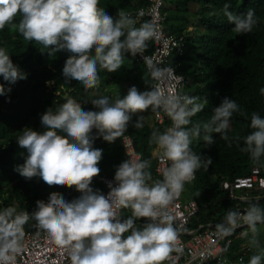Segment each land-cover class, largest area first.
<instances>
[{
	"label": "clouds",
	"instance_id": "obj_1",
	"mask_svg": "<svg viewBox=\"0 0 264 264\" xmlns=\"http://www.w3.org/2000/svg\"><path fill=\"white\" fill-rule=\"evenodd\" d=\"M99 5L100 0H0V30L11 25L24 40L43 45L50 56L60 50L71 53L62 69L66 83L76 80L93 89L100 83L99 71H118L126 54L140 55L155 82L149 86L145 79L146 90L133 85L123 98L118 94L115 99L100 96L83 101L97 111H85L76 98L68 97L42 114V132L22 131L17 140L28 155L16 171L29 180L39 176L49 186H74L81 194L68 201L59 193H50L47 201H36L31 213L14 206L0 209V264H11L24 250L25 226L30 220L35 221L32 226L38 229L37 236L43 231L66 250L69 264H164L172 260V253L181 251L178 244L183 228L176 226L169 209L196 172L213 164L211 157L193 151V141L212 144L216 133L231 146L228 131L240 105L225 97L210 119L193 122L208 101L166 92L163 85L174 75V67H161L145 55L149 42L159 39L157 25L146 20L137 27V20L123 10L114 19ZM221 11L237 35L251 33L260 20L254 9L237 14L230 3ZM17 16L19 22L14 23ZM0 77L10 84L27 78L6 47H0ZM260 91L264 95V88ZM10 92V87L0 84V95ZM149 108L163 110L171 120L163 131L154 129L149 140L161 150L162 160L171 162L163 179L153 180L150 160L130 158L116 168L115 186L108 183L107 195L93 190L90 185L101 171L98 165L103 153L93 147L94 141L114 142L124 136L134 114ZM133 126L143 128L144 116H137ZM250 128L253 131L242 138L240 151L249 154L253 164L264 166V117L252 112ZM235 140L239 146L241 137ZM121 209H131V215L121 220ZM141 218L147 222L138 225ZM258 225H264V207L257 200L242 210H227L215 231L219 237H228L246 226L249 245L259 247ZM262 258L264 250L252 255L248 264H261Z\"/></svg>",
	"mask_w": 264,
	"mask_h": 264
},
{
	"label": "trees",
	"instance_id": "obj_2",
	"mask_svg": "<svg viewBox=\"0 0 264 264\" xmlns=\"http://www.w3.org/2000/svg\"><path fill=\"white\" fill-rule=\"evenodd\" d=\"M146 1L100 0L99 6L115 19L118 10L127 13L145 5ZM225 3H230L231 10L237 14L246 13L248 9L255 10L260 20L251 33L237 35L232 31L234 25L227 22L221 11ZM162 12L166 17L167 30L185 38L184 53L173 52L169 58V64L175 66L176 71L184 74L187 80L180 93L208 101L204 110L193 117V122L210 119L213 109L225 97L240 105V111L233 114L228 131L231 146L216 133H213L212 144L197 139L191 145L203 158L211 157L213 164L207 170H198L195 179L186 183L183 199L195 200L200 207V212L187 228L193 229L199 224L204 228L215 227L222 222L227 210L248 206L249 202L241 201L239 194L258 193L256 190H236L237 198H234L230 196L229 189H223L222 182L249 175L255 166H259L264 175V166L253 164L249 154L240 151L242 138L253 131L250 128L252 112L264 117V95L260 91L264 88V0H166ZM19 19L17 16L14 23H18ZM153 45L154 42L150 41L148 51L153 49ZM0 47L7 48L14 65L27 75L25 80H18L15 84L5 82L0 77V84H4L6 89L11 88L7 95H0V209L14 206L17 211L27 210L31 213L36 208L37 200L47 201L53 192L61 194L68 201L78 198L80 193L74 186H49L39 176L30 180L21 176L16 168L24 163L28 153L19 146L17 138L25 128L42 132V114L49 107H58L68 97L76 98L85 111H97L90 102L83 101L100 96L115 99L118 94L123 98L133 85L140 91L146 90L145 79L149 86L153 81L145 64L138 61L136 56L126 54L124 65L118 71L110 73L101 69L98 86L86 89L82 82H65L62 69L71 55L66 50L50 56L43 45L24 40L11 25L0 30ZM154 113L149 108L134 114L126 130L142 159L151 161L152 175L156 172L153 151L157 145L149 142L151 133L154 129L163 131L171 126L168 116L160 123ZM141 115L144 116V127L136 129L133 125L137 116ZM236 136L241 137L239 146ZM93 147L103 150L98 165L100 173L115 176L116 168L127 159L122 137L112 143L97 138ZM259 203L264 207V198ZM129 215L131 209H123L122 219ZM34 224L35 221L30 220L25 229ZM243 239L237 238L226 245L224 254L230 258L236 257ZM252 253L246 254L245 264H248ZM205 264L223 262L209 260ZM261 264H264V258Z\"/></svg>",
	"mask_w": 264,
	"mask_h": 264
},
{
	"label": "built area",
	"instance_id": "obj_3",
	"mask_svg": "<svg viewBox=\"0 0 264 264\" xmlns=\"http://www.w3.org/2000/svg\"><path fill=\"white\" fill-rule=\"evenodd\" d=\"M165 1L147 0L145 5L126 13L137 20V27L146 20H150L157 25L158 32L160 33L159 39L153 41V49L151 51L147 50L145 55L158 61L161 67L172 66L169 64L170 55L173 52L183 54L186 46L184 36H178L167 30L166 17L162 12ZM136 59L143 62L140 55H137ZM172 67H174V75L168 78L163 88L170 94H176L180 93L187 80L184 74L176 71L175 66ZM153 83L155 82L153 81ZM154 116L160 123L167 117L163 110L155 112ZM122 141L127 159H142L141 153L134 147L131 136L126 134V132L122 136ZM153 155L156 159V172L153 175V180L163 179V171L171 162L162 160L161 150L158 146L153 151ZM109 182L115 186L114 176L99 173V175L93 178L90 187L93 190L99 189L107 195L110 191L108 187ZM222 186L223 189H229L230 196L234 198H237L236 190L258 191L256 195H249L244 192L239 194L238 198L243 202L259 201L264 198V175L259 166L253 167L249 175L236 177L233 181H223ZM244 208L246 207H239L238 209L242 210ZM122 211L123 209H121V220H123ZM169 211L175 217L176 226H182L183 231L180 234L178 244L181 251L172 253V260L165 261V264H205L209 260H219L224 264H241V260H243V264H245L246 254L253 252V247L243 240L236 253V257L230 258L224 254L226 245L233 243L237 238L242 237L246 239L248 237L244 235L245 232H248L246 226L238 227L228 237H219L216 234L215 227L212 226L204 228V225L199 224L193 229H188L187 226L200 212V207L195 200H184L183 192L174 201ZM146 222L144 218H141L137 221V224L143 225ZM37 231L38 229L35 227L25 229L24 250L16 255L15 260L11 264H69L66 250L52 243L43 231H40L39 236H37Z\"/></svg>",
	"mask_w": 264,
	"mask_h": 264
},
{
	"label": "rangeland",
	"instance_id": "obj_4",
	"mask_svg": "<svg viewBox=\"0 0 264 264\" xmlns=\"http://www.w3.org/2000/svg\"><path fill=\"white\" fill-rule=\"evenodd\" d=\"M193 3L190 4V6L192 5ZM189 90L187 89L186 92H188ZM260 231H259V236H258V239H259V247L256 248V250L258 251L256 254H260V252L262 250H264V225H258ZM249 238H250V233L248 235V237L246 239H243L245 240L247 243H249ZM261 249V250H260ZM255 250V251H256ZM224 264V263H223Z\"/></svg>",
	"mask_w": 264,
	"mask_h": 264
},
{
	"label": "crops",
	"instance_id": "obj_5",
	"mask_svg": "<svg viewBox=\"0 0 264 264\" xmlns=\"http://www.w3.org/2000/svg\"><path fill=\"white\" fill-rule=\"evenodd\" d=\"M256 248H258V247H253V253L251 254V256L252 255H256V253L258 252L257 250H256ZM256 250V251H255ZM261 250V249H260Z\"/></svg>",
	"mask_w": 264,
	"mask_h": 264
}]
</instances>
